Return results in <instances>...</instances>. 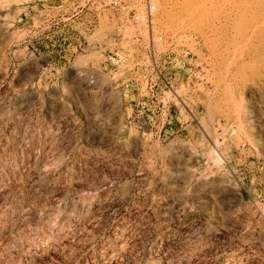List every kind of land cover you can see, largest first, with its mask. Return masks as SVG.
<instances>
[{"label":"rangeland","instance_id":"obj_1","mask_svg":"<svg viewBox=\"0 0 264 264\" xmlns=\"http://www.w3.org/2000/svg\"><path fill=\"white\" fill-rule=\"evenodd\" d=\"M95 1L0 0V264H264V0H152L211 84L160 131Z\"/></svg>","mask_w":264,"mask_h":264},{"label":"built area","instance_id":"obj_2","mask_svg":"<svg viewBox=\"0 0 264 264\" xmlns=\"http://www.w3.org/2000/svg\"><path fill=\"white\" fill-rule=\"evenodd\" d=\"M88 1L82 0L83 5L76 6L78 12ZM92 5L93 21L83 25V32L92 31L97 18L106 12L130 28L126 50L141 56L120 83L131 91L136 110L143 109L146 117L158 119L151 127L160 131L173 117L172 110L181 109L185 116L194 117L192 103L211 85L207 59L197 36L168 30V19L157 11L152 0H96ZM78 49L85 51L84 47Z\"/></svg>","mask_w":264,"mask_h":264}]
</instances>
